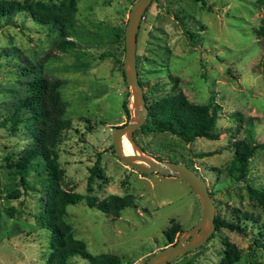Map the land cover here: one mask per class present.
Here are the masks:
<instances>
[{"label": "rangeland", "instance_id": "rangeland-1", "mask_svg": "<svg viewBox=\"0 0 264 264\" xmlns=\"http://www.w3.org/2000/svg\"><path fill=\"white\" fill-rule=\"evenodd\" d=\"M132 1L76 0L74 28L65 37L76 45L67 50L56 47L57 30L23 12L11 16L14 23L1 25L0 124L5 122L0 125V264H45L50 249L49 232L38 217L44 202L45 170L30 167L23 189L19 176L7 166L30 142L25 120H19L14 130L6 125L10 123L7 114L24 95L32 76L61 80L59 92L65 101V116L71 121L56 144L62 186L98 198L107 193L133 197V203L124 206L118 216L88 206L84 198L66 205L64 219L88 251L114 253L122 264H138L168 244L163 230L171 220L179 224L176 240L186 237L196 223L200 202L184 180L172 174H143L112 149L113 128L131 117L121 107L124 97L131 106L129 87L120 71L123 39H116L113 31L124 28ZM203 1L205 5L201 0H151L136 31V70L148 100L169 87L167 75L171 74L178 77L189 101L215 103L218 137L196 136L185 142L168 131L142 125L132 136L157 159L188 160L206 182L214 215L244 228L241 232L215 228L201 245L166 264H215L224 240L238 249L239 258L232 264H264V248L252 242L257 228L264 227V209L249 195L245 183L232 182L224 169L234 139L264 142V41L255 32L264 0ZM180 20L197 36L195 44L187 40ZM122 143L131 152L124 138ZM205 150L216 152L194 155ZM98 152L97 171L88 189L87 176ZM245 181L264 192V147H257L248 158ZM16 189L17 197L8 196ZM10 206L13 209L8 213ZM66 264L86 261L72 255Z\"/></svg>", "mask_w": 264, "mask_h": 264}, {"label": "trees", "instance_id": "trees-1", "mask_svg": "<svg viewBox=\"0 0 264 264\" xmlns=\"http://www.w3.org/2000/svg\"><path fill=\"white\" fill-rule=\"evenodd\" d=\"M75 1L0 0V27L2 24L14 23L11 16L17 12H23L36 22L49 25L58 31L59 38L55 41L58 49L74 48L76 42L65 37L74 28ZM201 3L205 5L203 0H201ZM179 22L189 43L195 44L197 36L195 38L194 33L187 29L181 20ZM255 32L264 41V12L259 19ZM113 33L116 39H123V28L118 27ZM120 71L122 73V67H120ZM167 77L170 85L163 90L162 94L151 100L144 96L147 113L142 126L153 131H168L185 142L193 140L196 136H204L210 139L217 138L218 133L214 130L218 116L217 105L209 102L195 103L189 101L178 85V77L171 74H168ZM26 84L24 95L13 103L12 112L7 114L10 123L6 126L9 130H14L19 120H25L24 125L30 134V142L20 150L15 159L7 162V166L13 174L19 176L23 189L27 186L25 176L30 167H36L37 171L45 170V174L42 176L45 188L44 202L42 210L38 214L40 223L49 232L48 245L50 249L45 256L44 263L66 264L69 256L76 255L84 259L86 264H122L117 254L108 252L91 253L88 251L84 240L76 238L70 224L65 221V207L84 198L88 206L110 213L112 216H118L119 211L124 206L133 203L132 195L130 193H107L98 198L94 194H83L62 186L63 169L59 166L56 144L62 132L71 127V121L70 118L65 116V101L59 92L61 80L45 76H32ZM121 107L128 117L130 109L127 97L122 99ZM4 122L5 120H2L1 124ZM231 146L232 156L224 168L227 177L235 183L243 181L249 195L264 209V192L245 181L247 160L257 147H264V142L250 143L243 138H237L232 141ZM214 152L216 150L198 151L194 152V155L201 157ZM98 157L99 152L96 154L95 163L91 166L87 176L88 189L91 178L97 171ZM171 160L178 161L179 159L173 158ZM183 162L191 167L188 160H183ZM18 195L19 190L17 189L8 192V196L11 197H17ZM11 209H13L11 206L7 207L6 211L11 213ZM235 217L239 219L246 218L245 214L242 217L241 214H235ZM213 222L215 228L227 227L240 232L244 230L238 222L229 220L222 215H214ZM177 231H179V224L171 220L170 224L163 230L166 243L176 240ZM263 238L264 227L257 228V236H253L252 242L264 248ZM223 244L222 254L215 264H232L239 258L238 249L229 240H224ZM252 264L263 263L255 261Z\"/></svg>", "mask_w": 264, "mask_h": 264}, {"label": "water", "instance_id": "water-1", "mask_svg": "<svg viewBox=\"0 0 264 264\" xmlns=\"http://www.w3.org/2000/svg\"><path fill=\"white\" fill-rule=\"evenodd\" d=\"M150 2L151 0H133L127 13L123 28L122 74L130 91L131 106L129 108L131 117L125 123L113 128L111 144L114 154L128 166L142 173L158 172L175 175L184 180L198 196L201 206L200 215L196 223L188 230L187 236H178L177 240L156 249L138 263L166 264L179 254L201 245L214 231V204L205 180L193 168L181 161L155 158L140 148L132 136L134 130L139 128L144 122L147 113L142 86L137 78L135 50L139 20ZM122 135L125 136L131 146L130 153L121 147Z\"/></svg>", "mask_w": 264, "mask_h": 264}, {"label": "bare ground", "instance_id": "bare-ground-1", "mask_svg": "<svg viewBox=\"0 0 264 264\" xmlns=\"http://www.w3.org/2000/svg\"><path fill=\"white\" fill-rule=\"evenodd\" d=\"M133 119V118H132ZM123 138L125 139V142H126V144L129 146V148L131 149V146L129 145V143L127 142V140H126V138H125V136L124 135H122V139H121V147L125 150V151H127V152H129L130 153V151H129V149L127 148V146L126 145H124L123 143H122V141H123Z\"/></svg>", "mask_w": 264, "mask_h": 264}]
</instances>
